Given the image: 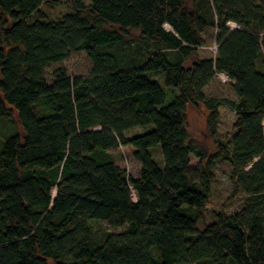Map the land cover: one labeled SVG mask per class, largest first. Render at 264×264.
<instances>
[{"label": "trees", "instance_id": "obj_1", "mask_svg": "<svg viewBox=\"0 0 264 264\" xmlns=\"http://www.w3.org/2000/svg\"><path fill=\"white\" fill-rule=\"evenodd\" d=\"M80 51L89 75L46 81ZM219 75L235 100L205 94ZM201 107L214 135L220 108L235 113L214 152L188 129ZM3 120L0 264H264V0H0ZM221 160L245 199L208 223Z\"/></svg>", "mask_w": 264, "mask_h": 264}, {"label": "rangeland", "instance_id": "obj_2", "mask_svg": "<svg viewBox=\"0 0 264 264\" xmlns=\"http://www.w3.org/2000/svg\"><path fill=\"white\" fill-rule=\"evenodd\" d=\"M70 6V0H63ZM67 8H60V11H66ZM204 37L206 38V44L200 49L199 56L202 58H214L217 53V41L216 31L209 30ZM63 69L69 76H87L89 75L92 64L85 52H75L68 59L58 63L50 65L44 71V78L49 83L55 78V74L58 70ZM162 81V79H159ZM205 94L209 98L217 99H232L235 100L236 96L232 90L231 82L224 75L217 76L206 88ZM220 118L217 122L216 134L214 135L208 125L209 112L206 108L201 107L195 111L189 109L188 111V129L193 138L198 144L209 149L210 152L216 150V141H225L230 138L234 133V123L236 120L235 113L226 107L220 108ZM146 128L136 129L130 134L142 133ZM12 123L8 120L0 121V135L2 132L5 134L11 133ZM112 156L115 158L116 163L126 169L133 177H138L140 172V164L134 159L132 155V149L129 147H123L111 151ZM154 155L158 161H161V156L158 151H154ZM197 160L193 159V163L196 164ZM230 170L231 166L226 161H219L214 172V181L210 192V198L206 206L205 221L211 222L213 219V213H226L234 214L239 211L245 199V194L241 193L238 197H232V187L230 184ZM105 229L109 232H119L120 229L114 230L103 224Z\"/></svg>", "mask_w": 264, "mask_h": 264}, {"label": "water", "instance_id": "obj_3", "mask_svg": "<svg viewBox=\"0 0 264 264\" xmlns=\"http://www.w3.org/2000/svg\"><path fill=\"white\" fill-rule=\"evenodd\" d=\"M218 48V47H217Z\"/></svg>", "mask_w": 264, "mask_h": 264}]
</instances>
